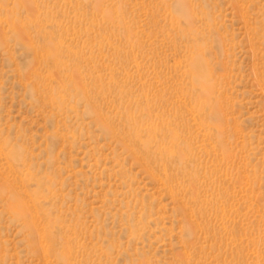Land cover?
<instances>
[{"label": "rangeland", "instance_id": "rangeland-1", "mask_svg": "<svg viewBox=\"0 0 264 264\" xmlns=\"http://www.w3.org/2000/svg\"><path fill=\"white\" fill-rule=\"evenodd\" d=\"M0 264H264V0H0Z\"/></svg>", "mask_w": 264, "mask_h": 264}]
</instances>
